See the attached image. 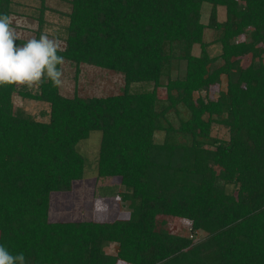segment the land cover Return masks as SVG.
<instances>
[{"label": "trees", "instance_id": "trees-1", "mask_svg": "<svg viewBox=\"0 0 264 264\" xmlns=\"http://www.w3.org/2000/svg\"><path fill=\"white\" fill-rule=\"evenodd\" d=\"M13 2L0 0V14L11 17ZM69 3L58 54L119 74L125 87L66 97L51 81L35 92L0 85V244L26 264H264V0ZM135 83L153 87L132 92ZM17 93L49 107L43 120L16 107ZM94 131L98 176L120 179L130 217L53 222L51 196L84 178L78 146ZM182 221L190 235L174 233Z\"/></svg>", "mask_w": 264, "mask_h": 264}, {"label": "rangeland", "instance_id": "rangeland-1", "mask_svg": "<svg viewBox=\"0 0 264 264\" xmlns=\"http://www.w3.org/2000/svg\"><path fill=\"white\" fill-rule=\"evenodd\" d=\"M46 8L44 13V25L40 29L39 18L43 9L42 0H14L11 16L12 27L15 29L18 38L23 40L38 39L41 33L47 34L50 38H57L61 49L65 47V38L71 11L69 0H45ZM212 7L204 4L202 22L209 24ZM225 19V10L220 9L219 20ZM247 37L245 36V39ZM214 39V32L211 29L206 31V40L211 42ZM213 56L221 53L220 45H213L210 48ZM195 55L200 54V47L194 50ZM250 59L244 60L243 65L247 66ZM184 69V67H183ZM176 76V72L174 73ZM227 80L223 77L222 89H226ZM125 87L124 78L116 73L102 70L91 65H81L65 61L63 65V85L60 87L61 94L66 97H73L78 94L81 97H107L119 95ZM149 83H135L131 87L132 92H146L152 89ZM19 89H27L35 92L38 83L29 87L19 85ZM218 89L215 87L212 98H216ZM14 104L17 108L33 116L37 120H43L44 113L49 109L46 104L22 98L15 94ZM214 134L227 136L226 130L214 129ZM101 132L94 131L89 137L81 140L78 149L86 160L84 178L74 184L73 190L69 192H55L51 196L50 220L53 222H74V221H109L113 222L120 218L130 217L129 202L123 200L119 195L125 192L119 178H100L97 171L98 156L101 143ZM163 137L158 136L157 140ZM183 222V221H182ZM184 223V222H183ZM173 228L174 233L179 235H190L189 228ZM206 234L199 232L196 241L202 240ZM117 245H111L107 252L115 254Z\"/></svg>", "mask_w": 264, "mask_h": 264}, {"label": "clouds", "instance_id": "clouds-1", "mask_svg": "<svg viewBox=\"0 0 264 264\" xmlns=\"http://www.w3.org/2000/svg\"><path fill=\"white\" fill-rule=\"evenodd\" d=\"M17 39L11 17L0 14V85L31 87L51 81L53 87H62L65 58L58 54L59 40L45 33L23 45H17ZM0 264H26V258L23 253L13 255L0 244Z\"/></svg>", "mask_w": 264, "mask_h": 264}, {"label": "built area", "instance_id": "built-area-1", "mask_svg": "<svg viewBox=\"0 0 264 264\" xmlns=\"http://www.w3.org/2000/svg\"><path fill=\"white\" fill-rule=\"evenodd\" d=\"M192 237V236H191Z\"/></svg>", "mask_w": 264, "mask_h": 264}]
</instances>
